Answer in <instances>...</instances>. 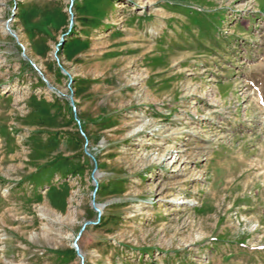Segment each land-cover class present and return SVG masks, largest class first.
Wrapping results in <instances>:
<instances>
[{"label": "rangeland", "instance_id": "1", "mask_svg": "<svg viewBox=\"0 0 264 264\" xmlns=\"http://www.w3.org/2000/svg\"><path fill=\"white\" fill-rule=\"evenodd\" d=\"M0 264H264V0H0Z\"/></svg>", "mask_w": 264, "mask_h": 264}, {"label": "water", "instance_id": "2", "mask_svg": "<svg viewBox=\"0 0 264 264\" xmlns=\"http://www.w3.org/2000/svg\"><path fill=\"white\" fill-rule=\"evenodd\" d=\"M71 3H72V0H71ZM93 181H94V184H95V187H96V185H97V181H96V179L95 178H93ZM95 207V206H94ZM96 210H97V212L99 213L100 211H99V209L98 208H95ZM87 224V222H85L83 225H82V227H81V229H80V232L84 229V227H85V225ZM79 232V233H80ZM75 244V243H74ZM75 248H76V251L78 252V249H77V246H76V244H75ZM79 255H80V253H78ZM81 256V255H80Z\"/></svg>", "mask_w": 264, "mask_h": 264}, {"label": "bare ground", "instance_id": "3", "mask_svg": "<svg viewBox=\"0 0 264 264\" xmlns=\"http://www.w3.org/2000/svg\"><path fill=\"white\" fill-rule=\"evenodd\" d=\"M5 30L9 31V25H7L6 23H5Z\"/></svg>", "mask_w": 264, "mask_h": 264}]
</instances>
